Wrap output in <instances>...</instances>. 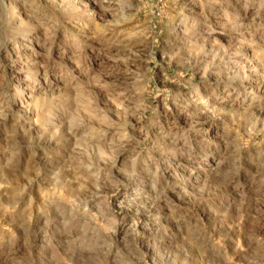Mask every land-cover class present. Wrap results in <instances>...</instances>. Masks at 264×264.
Here are the masks:
<instances>
[{
	"label": "rangeland",
	"instance_id": "1",
	"mask_svg": "<svg viewBox=\"0 0 264 264\" xmlns=\"http://www.w3.org/2000/svg\"><path fill=\"white\" fill-rule=\"evenodd\" d=\"M0 264H264V0H0Z\"/></svg>",
	"mask_w": 264,
	"mask_h": 264
}]
</instances>
